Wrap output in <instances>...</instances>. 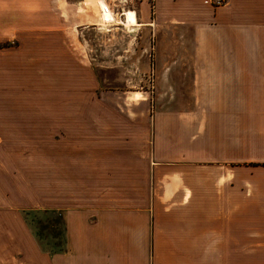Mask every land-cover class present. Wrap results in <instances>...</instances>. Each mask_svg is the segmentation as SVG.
<instances>
[{
	"label": "crops",
	"instance_id": "obj_1",
	"mask_svg": "<svg viewBox=\"0 0 264 264\" xmlns=\"http://www.w3.org/2000/svg\"><path fill=\"white\" fill-rule=\"evenodd\" d=\"M7 1L26 16L43 7L35 0ZM84 1L58 0L65 11L57 17L60 33L70 38L86 24L70 20L89 15L80 12ZM104 1L114 8L117 0ZM122 3L155 35L168 26L172 56L186 51V58L158 63L171 68L160 92L170 88L164 97L181 103L155 112L150 156L134 153L123 118L94 108V161L86 164L94 170L92 206L63 213L62 249L41 247L33 232L19 237L13 225L10 247H20L35 264H61L65 257L73 264H264V0ZM39 32L19 27L20 37L0 47L9 58L0 63V82L12 81L15 67L25 73L37 67L30 52ZM8 109L0 114H17ZM18 125L0 119L2 130ZM57 159L60 169L78 167L51 158ZM8 173L0 167V185L13 189Z\"/></svg>",
	"mask_w": 264,
	"mask_h": 264
},
{
	"label": "rangeland",
	"instance_id": "obj_2",
	"mask_svg": "<svg viewBox=\"0 0 264 264\" xmlns=\"http://www.w3.org/2000/svg\"><path fill=\"white\" fill-rule=\"evenodd\" d=\"M122 1H114L111 8L112 3L104 0H85L80 12L89 15L70 20L86 24L74 26L78 31L69 38L57 27V17L65 12L58 0H35V6L43 7L27 16L0 0V47L20 37L16 34L19 27L42 31L34 34L30 52L37 67L29 73L15 67L12 81L0 82V112L2 108L17 111L12 118L0 114V119L19 123L13 131L0 129L4 175L11 170L8 165L13 166L8 173L13 174V189L0 185V264H35L27 262L20 247H10V225L18 228L19 237L22 231L34 234L41 247L55 252L65 243L64 222H59L63 213L71 207L92 206L94 170L86 164L94 161V108H109L123 118L124 126L131 129L134 153L146 150L150 156L155 112L181 103L164 97L170 95V88L160 92L171 68L158 63L171 57L186 58V51L175 50L172 56L171 35L164 33L168 26L155 35L150 27L138 24L136 12L125 10ZM6 60L8 54H0V63ZM181 101L188 104L192 100ZM51 158H65L67 167H78L63 170L61 161ZM88 214L91 221L94 214L90 210ZM61 264H73V259L65 257Z\"/></svg>",
	"mask_w": 264,
	"mask_h": 264
},
{
	"label": "built area",
	"instance_id": "obj_3",
	"mask_svg": "<svg viewBox=\"0 0 264 264\" xmlns=\"http://www.w3.org/2000/svg\"><path fill=\"white\" fill-rule=\"evenodd\" d=\"M229 0H210L211 3H213L214 5H220V4H224Z\"/></svg>",
	"mask_w": 264,
	"mask_h": 264
},
{
	"label": "bare ground",
	"instance_id": "obj_4",
	"mask_svg": "<svg viewBox=\"0 0 264 264\" xmlns=\"http://www.w3.org/2000/svg\"><path fill=\"white\" fill-rule=\"evenodd\" d=\"M128 26H131L130 23H128ZM135 26V25H134Z\"/></svg>",
	"mask_w": 264,
	"mask_h": 264
},
{
	"label": "trees",
	"instance_id": "obj_5",
	"mask_svg": "<svg viewBox=\"0 0 264 264\" xmlns=\"http://www.w3.org/2000/svg\"><path fill=\"white\" fill-rule=\"evenodd\" d=\"M59 222H61V218H60Z\"/></svg>",
	"mask_w": 264,
	"mask_h": 264
}]
</instances>
